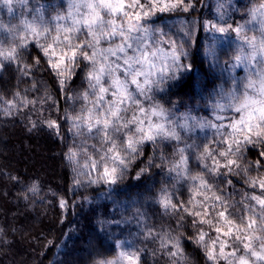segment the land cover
Segmentation results:
<instances>
[{"label": "snow or ice", "instance_id": "1", "mask_svg": "<svg viewBox=\"0 0 264 264\" xmlns=\"http://www.w3.org/2000/svg\"><path fill=\"white\" fill-rule=\"evenodd\" d=\"M15 2L21 5V15L27 13L31 19L25 17L19 25L5 29L9 33L5 39L12 42L6 46L0 40V69L6 64L15 63L23 75L30 74V65L22 63L23 50L29 46V37L49 58L50 66L57 70L58 75H62L59 63L72 69L79 67L81 60L85 62L87 88L79 97H70L81 99L84 104L79 113L66 119L72 121L76 134L98 136L101 140L104 154L100 161H93L92 170L97 172V177L91 183L117 184L134 161L144 154L146 143L155 145L158 141L173 140L180 143L184 139L181 130L191 132L197 127L215 129L219 139L214 138V142L226 147L213 149L205 144L201 151L195 143H185L177 148L179 159L169 163L168 172H175L178 179L198 182L193 184V188L203 189L205 193L212 191L205 174L190 175L189 153L193 150L198 152L197 159L202 162L203 168L212 175H220L221 168L227 169L228 173L241 169L240 161L248 145L261 146L262 159L257 160L255 166L257 170L264 166V0H259L249 9L251 20L247 22L255 21L260 25L257 30L259 36H248L245 25H207L208 30L214 33H236L237 40L242 44L238 46L235 63H231L230 67L243 65L247 72L243 80L232 77L233 87L227 92L221 85L219 92L209 93L211 103L208 107L216 122L197 118L190 113L176 118L171 109L156 100V93H166L183 85L191 64L185 63L188 52L183 44L166 38L161 29L152 27V16L157 9L161 12L178 9L186 12L192 7L189 0H166L163 5L160 0H148L147 4L142 0H67L66 7L60 5L61 10H57L50 20L45 18V6L30 5V0ZM0 4L9 13L13 12L14 0H0ZM0 29H4V25L0 24ZM181 30L185 31L183 27ZM185 35L191 36V32L185 31ZM164 44L168 46L167 51L161 47ZM58 49V61L53 63L52 57L57 56ZM205 58L214 61L213 67L219 64L212 46L206 49ZM35 63H40L39 58ZM68 75H71V71ZM60 84L63 88L65 80L61 79ZM145 101L148 102L147 107ZM6 103L9 108L15 107L14 101ZM23 103L29 101L25 98ZM229 111L235 115L227 116ZM225 119L228 120L227 124L223 122ZM47 123L50 128L57 127L55 121ZM75 155L73 152L72 156ZM160 159L161 164L156 167H162L167 162L163 153ZM208 160L212 163H207ZM152 166L153 159L150 158L148 164L137 173V178ZM242 171L248 177L246 182L249 186H259L261 192L259 195H245L241 201L243 208L239 222L230 211L234 205L215 192L211 205L207 204L209 197L206 194L198 205L193 198L186 203L174 202L166 191L159 199L165 213L179 216V227L183 226L184 220V215L180 213H184L195 217L193 228L204 224L213 228L217 237L210 243L205 239L208 233L203 228L193 238V242L204 248L206 258L213 264H218L221 259L226 264H264V175H248V166H243ZM228 183L231 184V181ZM30 191L37 189L33 186ZM60 206L66 207V202L61 200ZM197 207L202 211L196 210ZM115 223L119 224L120 221ZM182 235L174 236L167 231L161 233L149 229L146 238L158 240L160 250L170 259L184 261ZM221 236L227 239L222 240ZM226 248L231 250L226 252ZM96 264H141V253L122 250L115 258L101 259ZM172 264H177V260L172 259Z\"/></svg>", "mask_w": 264, "mask_h": 264}, {"label": "trees", "instance_id": "2", "mask_svg": "<svg viewBox=\"0 0 264 264\" xmlns=\"http://www.w3.org/2000/svg\"><path fill=\"white\" fill-rule=\"evenodd\" d=\"M189 2L192 7L186 12L180 9L158 11V16L151 20L152 27L161 29L166 38L170 37L178 44L184 45L188 52V60L185 63L191 64L183 85L166 93H156V100L171 109L176 118L190 113L197 118L216 122L211 108L208 107L211 103L208 99L209 93L219 92L221 85L227 92L233 87L232 77L243 80L247 77V72L243 65L230 67L231 63H235L234 59H222L220 64L213 67L214 61L205 58V51L209 46H212L218 55L217 49L232 46L237 52L238 46L242 44V41L237 40L236 33L231 31L223 34L228 39L224 45L215 43L217 35L222 34L208 30L207 25H245L248 36H259L257 30L260 25L255 21L247 23L251 20L249 9L257 5L259 0ZM51 3L52 0H30V5H43L45 8ZM182 27L185 31H190L191 36L185 35ZM35 47V43L29 40L28 48L23 50L22 63L30 65V74L35 68L41 67L42 63ZM161 47L165 51L168 50L166 44ZM244 47L247 48L246 45ZM37 58L40 60L38 65L35 63ZM81 63L82 60L79 67L70 69L72 76L81 68ZM43 77L48 81L50 91L58 103L56 120L59 133L56 135L36 123L35 112L32 111L36 106L34 100L31 99L26 105L19 103L21 95L17 96L16 93H27L31 79L23 75L15 63L6 64L0 74V89L6 90L0 94V264H93L105 258L108 251L115 249L117 240L122 239L132 241L145 260L156 264H172L174 258L170 259L160 250L159 241L146 238L149 229L161 233L167 231L174 236L182 233L181 240L183 239L184 244L189 247L197 264H205L202 249L193 242V238L200 228L208 233L205 239L209 241L215 239L217 233L207 224L193 228L192 221L195 217L184 213H180L184 215V220L183 226L179 227V216L171 212L165 213L159 199L166 191L173 197L174 202L186 203L190 199L189 191L195 204L198 205L206 194L209 197L207 204L211 205L212 194L215 192L234 205L230 211L238 221L240 210L243 208L241 201L245 195H259L261 192L259 186H249L246 182L248 177L242 171L243 166H248V175H264V166L259 170L255 166V162L262 159L261 146H247L240 161L241 169L228 173L227 169L221 168V174L218 176L207 173L212 191L205 193L203 189L193 188V184L198 182L178 179L175 172L169 173V163L179 159L176 150L185 143L200 145V142L205 140L213 149H223L226 145L214 142V138L219 139L215 129L197 127L191 132L181 130L184 139L180 143L174 140L158 141L155 145L146 143L143 147L144 154L131 165L126 179L111 186L104 183L94 189H113L115 195L118 194L117 197L111 202L102 200L98 206L93 205L85 209L82 201L88 193L95 191L88 187L79 194H73L70 190L72 173L68 162V143L70 138L71 155L73 137L69 136L65 116L64 105L67 96L64 91H59L58 86L61 84L58 82L60 80L56 69L48 66ZM6 101H14L15 107L9 108ZM226 115L235 114L229 111ZM223 122L227 124L228 120ZM102 147H99L100 151ZM87 151L92 149L78 152L86 155ZM162 153L167 162L162 167H156L155 165L161 164ZM197 155L198 153L195 157ZM150 158L153 159V166L137 178V173L148 164ZM191 162L192 157L188 164L189 171ZM207 163L211 164L212 161L208 160ZM193 172L205 174L199 170ZM228 181H231V184ZM33 186L37 191H30ZM61 200L66 202V207L60 206ZM196 210L202 211L199 207ZM69 236L70 246L65 248L63 243Z\"/></svg>", "mask_w": 264, "mask_h": 264}, {"label": "rangeland", "instance_id": "3", "mask_svg": "<svg viewBox=\"0 0 264 264\" xmlns=\"http://www.w3.org/2000/svg\"><path fill=\"white\" fill-rule=\"evenodd\" d=\"M148 0H142V3L147 4ZM166 2V0H160L161 5H163ZM67 4V0H52L51 5H49L48 7H46L48 9V11L50 12H54L52 14H50L48 11L45 13V18L46 20H50V18L55 15V12L57 10H61L60 9V5H64L66 7ZM21 5H19L18 3L15 2L14 0V4H13V12L9 13L7 11V8L5 6H3L2 4H0V24L4 25V29H0V40H2L4 42V44L7 46L8 44H10V40L5 39L6 36L9 35V33L7 31H5V29H7L8 27L11 26H16L19 25L20 20L24 19L25 17H27L28 19H31L30 15H27V13H25V15H21ZM159 9H157L155 11V14L152 16H158L159 14ZM29 40H32L31 37H29ZM225 40H228L227 38L224 37V35H217L216 41L215 43H220L221 45H224ZM35 49H37L38 53L40 55H38L41 59V67H37L35 68L34 71L31 72V74L27 75V78L31 79L30 82V88L27 89V93L25 94H20L21 98L19 99V103L26 105L25 103H23L24 99L26 98L27 101H30L31 99L34 100L36 103L32 109V111L35 112V121L38 125H40L41 127L47 128L49 129V131L53 134L56 135L58 134V122L56 120V116H57V108H58V103L56 102V98L54 96V94L50 91V86L48 81H45V78L43 77V73L46 71V68L48 66H50L49 63V58L45 57L44 54L42 53V51L40 50V48H38L37 46L35 47ZM217 51L219 52L218 55H216L218 57L219 62L221 63L222 59H234V55L236 54V50L234 49V47L229 46L228 48H223V49H217ZM57 56L56 57H52V62L53 63H57L58 61V57H59V53L60 50H57ZM70 54V53H69ZM219 63V64H220ZM85 62L82 61L81 63V68L79 70H77L73 76H69V71L70 69L65 67L64 63H59V71L62 73V75H58L59 80L61 81V79L65 80V84L64 87L61 88V85L57 86L59 87V91H64L66 94V100H65V116H72L75 115L76 113H79L81 111L82 105L84 104V101L81 99H71L75 98V97H79L84 90L87 88V81L85 79V73L87 72V68L84 66ZM4 71L3 69H0V74H2V72ZM255 71V70H254ZM8 77V75L6 76V78ZM2 80L3 77H1ZM74 79V82H72V79ZM70 79V80H67ZM57 80V79H56ZM58 81V80H57ZM60 81H58L60 83ZM134 87V86H133ZM6 91L4 88L2 90V88L0 89V94L1 92ZM26 91V89H25ZM19 95V96H20ZM145 106H148V102L145 101ZM37 108V109H36ZM38 111V114H36ZM48 121H55L57 127H53L50 128L48 126ZM67 121V125L69 126V136L71 135L73 137V144H72V152L70 155V138H69V157H68V162H69V166L71 167V186H70V190L73 194H79L82 190H86L88 187H90V189H97L98 187H100L101 185H103V182L100 183H91L90 181L95 180L97 177V172L92 170V164L93 161H100V157L103 155V152L99 150V147L102 146L101 144V140L98 136H89L87 134H76L75 130L72 128V121L69 119H66ZM86 133V130H84ZM200 142V141H199ZM207 143V141L204 140V142H200L199 149L203 148L204 145ZM92 149V151L88 152L87 154L84 155V153H79L80 151H85L87 149ZM79 151V152H78ZM75 152L76 155L73 157L72 153ZM198 153L197 151L193 150L191 151L189 154L192 157V162L194 163H190V175H196L193 171H204L206 174V178L207 176V171L206 169L203 168L202 166V162L200 160L197 159V156L195 157V154ZM87 165V166H86ZM111 166V165H109ZM130 168L126 171V173L124 174L123 179H126L128 172H129ZM100 171H103V166L102 163L100 164ZM94 192H90L87 194V196L85 197V199L82 201V205L85 209H88L90 207H92L93 205L98 206V203L101 202L102 200H105L107 202H111L113 201L117 195H115V191H113V189H108V190H94ZM187 191V188L186 190ZM85 192V191H84ZM188 193L190 194V198H193V195L188 191ZM120 194V193H119ZM78 200H82V198L77 197ZM112 207H110L111 209ZM113 210H111L112 213ZM111 224V223H110ZM221 225H223V222H221ZM117 228V227H116ZM224 231L227 230L226 227H224L223 229ZM221 239H227L226 237L221 236ZM209 241V240H206ZM210 243V241H209ZM181 244L183 247V251H184V256L186 257V260L184 261H180L179 258H174L176 259L179 264H197V261L195 260V258L192 256L191 250L189 249V247L186 245V243L184 244L183 239L181 240ZM65 248H69L70 246V236L69 238L63 243ZM200 248L202 249V256L204 259L205 264H213L212 261H209L206 258L205 255V250L203 247L200 246ZM122 250H127V251H137L140 252L139 250H137L134 246L132 241L130 240H117L116 244H115V249L111 250L107 252L106 257L102 258V259H112L115 258L118 253ZM231 249L226 248L225 251H230ZM216 251H219V245L216 246ZM141 253V252H140ZM101 260V259H100ZM158 261V260H157ZM93 264H96L93 263ZM141 264H156L153 261H148L145 260L142 255H141ZM218 264H226V262L221 259L218 261Z\"/></svg>", "mask_w": 264, "mask_h": 264}]
</instances>
